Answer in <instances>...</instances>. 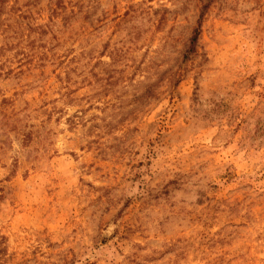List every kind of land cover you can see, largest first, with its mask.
<instances>
[{
    "label": "rangeland",
    "instance_id": "374dc122",
    "mask_svg": "<svg viewBox=\"0 0 264 264\" xmlns=\"http://www.w3.org/2000/svg\"><path fill=\"white\" fill-rule=\"evenodd\" d=\"M0 264H264V0H7Z\"/></svg>",
    "mask_w": 264,
    "mask_h": 264
},
{
    "label": "trees",
    "instance_id": "16d2710c",
    "mask_svg": "<svg viewBox=\"0 0 264 264\" xmlns=\"http://www.w3.org/2000/svg\"><path fill=\"white\" fill-rule=\"evenodd\" d=\"M6 2H7V0H0V15L2 14L3 6L6 4ZM207 4H208V2H205L202 5V8H201L200 13L198 15V23L199 24L197 27L194 28L193 34L191 35V37L189 39L188 46H187L185 53H184V58L192 59L194 54L196 53V48L198 45V39H199V35H200V25H201V21H202V18L204 16L205 10L208 6Z\"/></svg>",
    "mask_w": 264,
    "mask_h": 264
}]
</instances>
